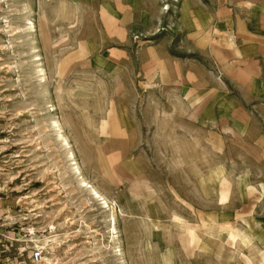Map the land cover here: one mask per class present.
Instances as JSON below:
<instances>
[{
	"label": "rangeland",
	"instance_id": "rangeland-1",
	"mask_svg": "<svg viewBox=\"0 0 264 264\" xmlns=\"http://www.w3.org/2000/svg\"><path fill=\"white\" fill-rule=\"evenodd\" d=\"M178 4L160 0L151 32L134 38L156 32L177 53ZM102 12L99 0H0V264H250L212 228L192 245L200 220L177 201V188L192 196L191 172L177 168L189 156H177V132L156 105L136 106L157 98L137 88V64L115 76L78 54L100 49ZM132 106L150 153L144 194L141 177L116 186L108 156L93 149L98 119Z\"/></svg>",
	"mask_w": 264,
	"mask_h": 264
},
{
	"label": "crops",
	"instance_id": "crops-1",
	"mask_svg": "<svg viewBox=\"0 0 264 264\" xmlns=\"http://www.w3.org/2000/svg\"><path fill=\"white\" fill-rule=\"evenodd\" d=\"M99 1L100 49L78 54L115 76L136 63L137 88L157 96L136 106L156 105L177 132V156H189L177 168L191 172L192 196L183 199L177 188V201L200 220L187 232L192 245L212 228L214 239L234 243L250 264H264V0H179L177 53L167 37L148 33L160 0ZM98 120L94 153L108 156L115 185L141 177L144 189L136 192H150L143 160L150 153L138 143L143 130L133 106Z\"/></svg>",
	"mask_w": 264,
	"mask_h": 264
},
{
	"label": "built area",
	"instance_id": "built-area-1",
	"mask_svg": "<svg viewBox=\"0 0 264 264\" xmlns=\"http://www.w3.org/2000/svg\"><path fill=\"white\" fill-rule=\"evenodd\" d=\"M43 252H44L43 247L34 248L32 252V259L35 263H40L43 260L44 258Z\"/></svg>",
	"mask_w": 264,
	"mask_h": 264
},
{
	"label": "bare ground",
	"instance_id": "bare-ground-1",
	"mask_svg": "<svg viewBox=\"0 0 264 264\" xmlns=\"http://www.w3.org/2000/svg\"><path fill=\"white\" fill-rule=\"evenodd\" d=\"M29 31H31V32H34L35 31V27H34V25H33V23L31 24V26H29ZM41 60V58L39 57V56H36V58H35V61H40ZM38 72H39V76H43V78H41L42 80H45V72H44V69H39L38 70ZM55 124H56V122H55ZM57 125V124H56ZM57 127V126H56ZM88 183V182H87ZM91 187V190L95 193V194H98V192H97V190L91 185L90 186ZM95 196V195H94ZM96 198V197H95ZM104 199V198H103ZM106 203V202H105ZM114 213V212H113ZM113 215V214H112ZM115 219V218H114Z\"/></svg>",
	"mask_w": 264,
	"mask_h": 264
}]
</instances>
